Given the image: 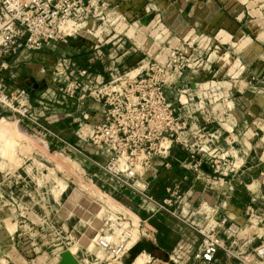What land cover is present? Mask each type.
I'll list each match as a JSON object with an SVG mask.
<instances>
[{"label": "crops", "instance_id": "0c3cea01", "mask_svg": "<svg viewBox=\"0 0 264 264\" xmlns=\"http://www.w3.org/2000/svg\"><path fill=\"white\" fill-rule=\"evenodd\" d=\"M88 1L95 17L81 24L67 45L55 43L40 52L24 51L11 61L4 72L10 92L26 91L32 102L31 115L42 125L91 158L106 161L108 152L84 136L88 125L83 106L59 92L54 81L56 67L62 64L71 73L90 68L91 80L100 83L123 69H143L150 59L167 62L172 52L179 51L186 67L174 74L172 83L177 90L171 96H180L190 115L189 132L194 134V152L202 172L189 171L187 152L175 147L171 170L160 162L146 174L148 184L139 178L138 183L146 184L155 197L165 196V189L175 184L185 193L178 206L179 217L158 211L144 200L139 213L150 231L145 239H153L158 259L199 264L193 256L202 235L183 220L208 226L223 216L229 223L222 236L236 257L221 250L214 264H241L240 258H252L264 234L257 217L250 216L254 206L264 204V0ZM147 15L154 19L144 26L141 20ZM91 114L101 119L99 112ZM23 122L41 141L68 154L55 137ZM209 156L220 159L217 172ZM99 172L102 184L98 188L107 195L117 201L141 199ZM26 183L14 196L0 185V221L5 225L14 221L10 225L15 227L13 232L7 227L0 234L10 239L0 244V264H105L95 252L100 231L90 224L72 225L66 216L60 218L62 224L57 219L59 209L69 208L65 192L62 201L49 194L37 201L35 192L26 193L32 189ZM84 237L96 247L79 245L72 252L68 245Z\"/></svg>", "mask_w": 264, "mask_h": 264}, {"label": "built area", "instance_id": "2783aa9c", "mask_svg": "<svg viewBox=\"0 0 264 264\" xmlns=\"http://www.w3.org/2000/svg\"><path fill=\"white\" fill-rule=\"evenodd\" d=\"M94 17L92 3L88 0H0V121L13 116L18 122H30L70 150L85 156L93 168L138 193L158 211L179 217L178 206L185 196L182 186H168L165 196L158 200L146 189L150 177L144 180L156 163L161 162L166 170H171L175 147L187 152L189 171L202 172V163L194 152V134L189 132L190 115L184 110L180 96H171L177 90L172 83L174 74L186 67L179 51L172 52L167 62L150 59L143 69H123L116 77L100 83L91 80L90 68L71 73L62 64L56 67L54 81L59 92L77 99L83 106V118L88 125L84 136L88 143L108 152L106 161L91 158L42 125L31 115L32 102L26 91L9 90L4 72L15 57L24 51H43L55 43L67 45L78 27ZM92 112H99L101 119L92 117ZM219 160L215 156L208 158L216 172ZM139 178L146 184L141 186ZM184 180H188V176H184ZM183 221L202 235L194 262L214 264L221 250L236 257L222 236L229 223L227 217L221 216L208 226ZM115 222L117 227L121 225L118 220ZM116 226L112 228L114 232L97 236L96 243L103 252L118 260L127 253L130 241L126 244L121 241ZM144 235L148 237V233ZM128 238L132 240L129 234ZM252 258L257 262L253 263ZM252 258H240V262L262 264L264 245L255 248Z\"/></svg>", "mask_w": 264, "mask_h": 264}, {"label": "rangeland", "instance_id": "374dc122", "mask_svg": "<svg viewBox=\"0 0 264 264\" xmlns=\"http://www.w3.org/2000/svg\"><path fill=\"white\" fill-rule=\"evenodd\" d=\"M6 120L7 128L0 137V185L7 187L6 191L14 196L16 190L20 193V187L24 184L27 186L26 182H30L32 189H26V193L35 192L37 201L46 198L47 194L56 201H62V193L65 192L66 196L63 198L69 208L68 210L59 209V215H57L59 222L63 221L60 218L66 216L72 225L90 224V228L100 231L98 236L102 233L114 232L112 228L116 226L115 221L118 220L121 225L116 226V230L120 232L116 233L121 236L124 244L130 241V247L127 253L118 260L98 250L97 247L95 252L105 264H140V261L141 264L143 261H146L144 264H175L170 259H158L155 256L157 253L153 252V239H145L144 234L150 231L139 213V210H142L141 205L144 204L143 198L138 197L131 202L129 200L117 201L114 196L107 195L105 189L98 188L102 184L100 181L102 175L93 169L87 158L85 159L84 156L72 150L65 154L58 148L47 144L46 141H41L40 135L24 122H18L13 116L7 117ZM95 173L98 175L95 176ZM163 197L156 198L161 200ZM250 216H256L259 220L257 221L258 227L264 230V204L254 206V210L250 211ZM111 219H114L113 223ZM12 222L14 221H7L5 225L0 221L1 235L7 227L6 230L9 232L14 231V225H10ZM112 224L115 225L112 226ZM128 234L132 240H129ZM1 235L0 244L6 240L9 243L10 239L1 237ZM260 241L259 246L264 245V234ZM85 244H91L92 248L96 247L95 243L89 242L86 237L78 241L76 245L73 242L68 246H72V252H75L79 245ZM145 257L147 259L144 260ZM252 260L253 263L257 262L255 258ZM262 264H264V259Z\"/></svg>", "mask_w": 264, "mask_h": 264}, {"label": "water", "instance_id": "95a60500", "mask_svg": "<svg viewBox=\"0 0 264 264\" xmlns=\"http://www.w3.org/2000/svg\"><path fill=\"white\" fill-rule=\"evenodd\" d=\"M154 19V16L153 15H147L145 16L142 20H141V24L144 25V26H148ZM155 161V160H154ZM151 173H148L147 175H150ZM145 176L144 177V180H146L147 178H149L150 176ZM61 264H79L77 262H62Z\"/></svg>", "mask_w": 264, "mask_h": 264}, {"label": "bare ground", "instance_id": "6f19581e", "mask_svg": "<svg viewBox=\"0 0 264 264\" xmlns=\"http://www.w3.org/2000/svg\"><path fill=\"white\" fill-rule=\"evenodd\" d=\"M0 124H1V134H0V137L2 136V132L3 131H5L6 130V128H7V120H6V118H4V119H2L1 121H0ZM13 228V227H12ZM141 257V256H140ZM147 257V256H146ZM144 258V260L145 259H147V258ZM139 259V258H138ZM142 260H143V258H142ZM138 262V261H137ZM144 262L146 263V261H143V263L142 264H144ZM140 264H141V261L139 262Z\"/></svg>", "mask_w": 264, "mask_h": 264}, {"label": "trees", "instance_id": "16d2710c", "mask_svg": "<svg viewBox=\"0 0 264 264\" xmlns=\"http://www.w3.org/2000/svg\"><path fill=\"white\" fill-rule=\"evenodd\" d=\"M61 149H63L65 152H67V153H70L71 152V150L69 149V148H67L66 146H64V145H61ZM95 171H97V172H99V170L98 169H96V168H93ZM93 170V171H94ZM94 171V172H95ZM96 172V173H97Z\"/></svg>", "mask_w": 264, "mask_h": 264}]
</instances>
